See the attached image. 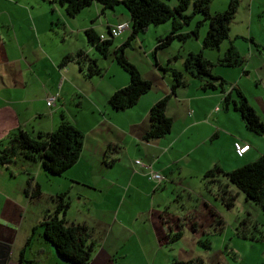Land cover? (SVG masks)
<instances>
[{"label": "crops", "instance_id": "crops-1", "mask_svg": "<svg viewBox=\"0 0 264 264\" xmlns=\"http://www.w3.org/2000/svg\"><path fill=\"white\" fill-rule=\"evenodd\" d=\"M226 3L227 0L222 1L220 6L210 5L209 10L211 8L210 12L223 10ZM246 4L248 12L240 17L245 33L232 31L238 7L229 22L228 32L234 36L240 35L243 39L248 37L250 42L246 47L244 62L248 63L253 56L264 64V52L260 48L264 43L258 41L256 31L252 27L253 6L263 7L264 3L254 4V0H246ZM97 8L94 6L95 19L92 15H87L86 18L82 16L71 23L72 18H64L61 15L63 28L68 29L69 34L74 36L75 44L70 47L71 43L62 45L47 38L43 29V16L38 14L39 12H34L31 5L0 0V138L15 126L28 131L51 130L61 117L82 131L83 139L78 158L61 174L56 175L58 177L55 179L56 187L51 191L53 194L64 193L68 196L69 202L73 198L81 206H85L83 208L87 213H89L87 205L94 208L90 218L86 219L81 210L72 213L67 207L64 217L68 223L79 222L89 226V222L96 224L97 220L102 223L105 222L103 219L109 218L107 233L109 239L106 237L103 242L98 239V245L92 252L89 264H120V261L113 262L112 259L118 252L117 248L123 244L121 241L125 242L122 237L124 230L132 232L131 239L137 242L148 241L152 236L165 237V234L172 230L177 216L173 217V214L168 213L167 205L161 202L164 193L171 197L180 191L196 195L199 192H206L207 188L202 181L205 170L214 165L228 170L256 159L264 153V136L247 129L240 115L236 116L234 113L236 110L224 104L222 96L227 89L222 92L220 89L215 90L216 87L202 88L205 77L200 79L187 71L189 76L198 80L194 82V89L183 95L178 94L177 88L169 93L164 108L165 113L171 118L169 131L158 137L144 139L143 134L148 128L149 107L157 98L170 91L171 66H164V72L160 74L159 80L166 85L162 95L147 94L149 91L147 90L139 95L134 104L123 109L106 106L109 94L128 82V75L124 76L113 68L114 78L102 85L101 94L105 99L99 102L97 96L90 93L96 88L90 90L79 78L84 75L81 74L82 65L88 62L85 55L98 58L96 48L87 41L84 30L91 27L96 33H104L103 27L107 29L129 21V16L113 17L115 7H112L110 19L103 9L100 8L98 12ZM198 35L195 36L196 39H199ZM65 38L66 36H63L61 40ZM59 50L64 54L81 50L83 55L61 63L64 54L59 59L56 56ZM190 53H193V49L188 47L187 55ZM72 63L77 65V70ZM240 72V76L247 74V66L242 67ZM142 77L150 78L145 75ZM232 84L233 82L229 87ZM233 85L240 89L235 79ZM244 86H248V93L245 91L242 93L264 122V88L257 83H254V90V86L246 84ZM74 89L80 92L81 103L70 108L69 93ZM49 94H57L51 105L45 102V97ZM216 106L217 109H214ZM101 122L103 126L99 127ZM231 125L240 128L241 133L238 136L234 135L236 133L231 129ZM224 127L230 130L231 136L234 137L232 142L238 140L249 144L242 155L234 153L232 142L228 144V152L226 147L224 148L227 157L222 155V146L217 141ZM131 158H139L150 164L151 169L162 175V179L159 182L149 179L148 168L136 163L134 165ZM10 166L13 168L7 176L11 178L23 176L21 190L24 189L26 178L32 176L33 169L37 173L32 181L38 185L39 175L50 178L44 174L39 161L34 163L19 161L10 162L7 166L0 165V175H6V169ZM15 170L18 173H15ZM125 194H128L131 204L134 205L133 210L122 209ZM9 201L14 205L20 203L19 199ZM36 224L35 221H30L24 228L22 245L16 254L13 253V247L11 248L10 232L7 235L1 231L0 264H72L57 255L54 246L41 235V229L38 237L34 239V244L27 247L29 251L26 254L25 249L31 238L28 230L30 228L34 230ZM262 226L264 228V225ZM2 228L8 229L7 224L3 223ZM262 232L263 237L253 240L250 245L258 251V255L251 257L249 261H242V264H264V230Z\"/></svg>", "mask_w": 264, "mask_h": 264}, {"label": "rangeland", "instance_id": "rangeland-1", "mask_svg": "<svg viewBox=\"0 0 264 264\" xmlns=\"http://www.w3.org/2000/svg\"><path fill=\"white\" fill-rule=\"evenodd\" d=\"M12 1L26 6L31 5L34 12H39L38 14L43 16V29L47 38L49 40L60 42L62 45L67 42L71 43L72 45L70 47H73L75 44L74 36L69 34L68 29L63 28L64 26L61 15L64 16V18H72L71 23H74L73 20H77L79 17L82 18V16L86 18L87 15H92L95 19L96 14L94 6L98 7V12L101 8L99 2L92 1L90 5L83 7L82 11L79 13L67 15L64 11L63 5L57 0ZM174 1L175 0H167V3L172 5ZM222 1L225 0H212L209 2V6H220ZM259 2L264 3V0H254V4ZM114 7L115 12L113 17L126 18L128 16L127 9L121 3L115 4ZM237 7L235 13L236 23L233 24L232 31L234 30L239 33H245L244 24L240 22V17L248 12L246 0H238ZM189 8L190 7L187 9ZM103 10L106 12L107 18L109 17L111 19L112 9L105 7ZM252 16V27L253 30L256 31V37L258 41L264 43V6H253ZM200 17V13H195L189 22L187 24L183 23L177 31H189L194 26L195 21ZM126 22L129 23V21ZM170 26L171 20H167L165 23L150 24L144 31L136 33L124 47L125 57L137 67L140 74L150 77L147 78L151 83L147 94L162 95L161 93L166 89V85L161 82V79L159 80L160 74L163 73L164 70L156 67L153 59H155L157 64L161 67L166 65L171 66L169 72L171 69L181 71L184 83L175 87V89L177 88L179 95H183L194 89V82H197L198 79H193V77L189 76L183 63V60L187 55L188 47L193 49V54L200 51L203 57L212 61L213 64L209 67V71L224 79V89H227L231 82L234 84V79L243 93L244 91L248 93V86H244L245 84L249 86L251 85L250 87H252L254 86V83H257L260 87L262 86V88H264V64H262L260 60H257V57L253 56L248 60V63L244 62L246 59H243V57L246 58V47L250 42L247 36L243 39L240 35L234 36L231 32H228V37L224 38L217 47H202L201 39L207 26V22L204 21L198 26L199 39H196L192 34L187 38H175L165 45L156 47L153 52H151V49H153L157 43V38L168 33ZM102 32L106 34L105 27L102 28ZM128 33L129 28H125L120 35H115L109 45L106 55L101 54L97 49L95 52L98 58L89 55V57H94L97 66L100 68V74H86L88 71L87 64L82 65L81 74L84 75L79 78L82 82L88 85L90 90L96 88L94 92L90 91V93L91 95L95 94L99 102L105 99V96H102L101 94L102 85H104L107 80L114 78L113 73L115 72L113 71V68H115V71L118 70L121 74L127 76V72L114 60L113 49L116 44L122 42L126 38ZM63 36H66V38L61 40ZM229 45H232L236 51L237 56L240 59L239 64L226 65L217 61L218 58H222L225 55L226 49ZM263 46L264 45L260 46V48L264 52ZM75 53L76 51L73 50L69 54L75 55ZM63 54L64 53L59 50L56 56L60 59ZM190 65L189 68L191 67L194 69L193 65ZM245 65L247 66L248 73L240 76V70L242 67H245ZM72 66L74 68L76 67L77 70L76 64H73ZM202 77L211 80V77L207 74H203ZM156 78L158 79L154 80ZM254 89L255 86L253 87V90ZM215 90L218 91L219 88L216 87ZM80 95V92L76 91V89L70 91L68 102L70 108L80 105ZM106 106L110 105L107 103ZM234 113L236 116L239 115L237 111H234ZM101 126H103L102 122L99 127ZM231 129L236 133L234 134L235 136H238V134L241 133L239 131L240 128L238 129L236 125H231ZM220 134L221 136L217 142L222 146V155L227 157L226 150L228 152V144L229 142H232L234 137L231 136L230 130L226 127L220 131ZM225 147L226 150L224 149ZM133 159L134 158H131L132 162ZM12 168L13 166H10L7 168L8 170L6 169V175H0V234L2 230L7 235L10 232L12 236L11 248L13 247V253L16 254L19 247L22 245L24 228L28 226L30 221H35L37 224L34 227V230L31 228L28 230L31 238L25 249L27 254L29 251L27 247L34 244V239L38 237L39 230L41 229V225L38 222V219L42 215L41 213L44 211H51L54 207L55 194H53L51 190L56 187L57 181H55V179L58 177L54 174L43 171L44 174L50 176V178L39 175V193L30 196L29 193L26 195L23 190H21L23 176L18 175L14 178L7 176ZM16 172L18 173V171L15 170V173ZM31 172V175L35 177L37 171L33 169ZM232 188L235 189L234 191L237 190L234 186H232ZM238 192L239 195L235 196L233 203L230 206L224 205L218 198L214 197L213 193L208 189L206 192H199L197 195L180 191L174 193L170 197L167 193H164L161 202L167 205L166 209L168 210V213L173 214V217L177 216L175 218L174 226L172 225L173 227L170 231L173 232L175 230H180L181 234L179 237L174 241H168L167 234H165V237L156 236L153 238L152 236L148 241L137 242L131 239L132 232L130 233L128 230H124L122 232V237L125 242L121 241L123 244L119 247L117 244L116 247H118V252L114 255L112 261H120V264H167L173 258L189 259L193 257H199L201 259L200 264H242V261H249L251 257L258 255V251H255L250 245L253 240L260 239V233L264 230L262 226L264 225V209L251 199L245 198L240 191ZM64 197L68 199V196L65 195ZM9 199H19L20 203L14 205L10 203ZM123 199L122 209L133 210L134 205L131 204L128 194H125ZM87 206L89 207V213L85 211V206H81V204L72 198L69 202L68 208L72 213H77L78 209L81 210L86 219H89L94 208L91 205ZM119 215L120 212L118 213V216ZM215 217L222 220L220 226L214 223ZM103 221L105 222L99 223L96 220V224L89 222V228L92 229L94 236H96L100 242H103L106 237L109 239V236L107 235L110 223L109 218H105ZM3 223L7 224L8 229L2 228ZM241 229L245 230V236H242L238 232ZM250 234L254 237H250ZM200 239L207 240V244L201 243L199 241ZM89 263L90 262L88 261L86 264Z\"/></svg>", "mask_w": 264, "mask_h": 264}, {"label": "trees", "instance_id": "trees-1", "mask_svg": "<svg viewBox=\"0 0 264 264\" xmlns=\"http://www.w3.org/2000/svg\"><path fill=\"white\" fill-rule=\"evenodd\" d=\"M63 5L67 15L78 13L83 7L90 5L92 1H97L101 9L112 8L115 4L121 3L127 9L129 16V33L126 38L118 43L113 49L114 60L127 72L128 82L114 89L108 96L107 102L113 109H123L134 104L142 93L146 92L151 83L142 77L137 67L124 55V47L136 33L144 31L150 24H159L171 20L168 33L157 38L153 50L167 44L173 38H183L187 35L196 36L198 26L204 21L207 22L206 29L202 35V47H217L219 43L228 37L229 22L233 17L238 0H227L226 7L220 11H209L211 0H177L169 5L166 0H57ZM190 7L189 9H187ZM195 13H200L201 17L195 21L194 26L187 32H178V28L183 23H188ZM111 27V26H110ZM87 41L92 44L101 54L106 55L113 37L109 34V27L105 36L100 38L91 27L84 30ZM151 50V52H153ZM81 50H77L75 55L66 53L61 58V63H65L74 57H81ZM86 74H100L93 57H87ZM154 60L156 67L162 70ZM218 62L226 65H236L240 63L236 51L232 45L226 49L222 58ZM81 63V60H79ZM184 67L192 76L202 78L203 74L211 77V80L204 79L202 88L218 87L224 91V79L219 75L212 74L209 67L212 61L202 56L200 51L196 54L190 53L183 60ZM193 65V68H189ZM172 82L170 91L156 99L148 110V128L143 134L144 139L161 136L167 133L171 127V118L165 111V104L169 93L174 88L184 83L182 73L179 70L171 69ZM217 80V82H216ZM222 100L225 105H230L242 118L247 129L264 136V122L258 117L253 107L248 103L242 91L233 84L224 91ZM83 133L69 120L61 117L55 127L47 131H28L19 126L9 129L0 138V165L7 166L10 162L39 161L41 168L50 174H61L67 167L72 165L79 156L82 145ZM204 186L213 193L224 205L230 206L240 191L247 199H251L264 209V153L256 159L245 162L234 168L224 170L219 165H214L202 174ZM33 176L26 178L23 192L30 196L39 193V185L32 181ZM234 186V191L230 186ZM64 193L55 194V204L51 211H45L39 221L41 225V235L53 246L59 257L72 264H86L98 245V238L85 223L67 222L64 212L69 205V201L64 197ZM214 223L221 225L222 220L215 217ZM243 223V220H242ZM243 229V228H242ZM238 231L245 236V230ZM181 234L180 230L168 231V241H174ZM250 237H254L250 234ZM263 232L260 233V238ZM201 243L207 244V240L200 239ZM199 257L189 259H172L167 264H200ZM116 264V263H114Z\"/></svg>", "mask_w": 264, "mask_h": 264}, {"label": "built area", "instance_id": "built-area-1", "mask_svg": "<svg viewBox=\"0 0 264 264\" xmlns=\"http://www.w3.org/2000/svg\"><path fill=\"white\" fill-rule=\"evenodd\" d=\"M128 26H129L128 22H123V23L111 26V27H109V34H110V36L114 37L115 35L120 34L125 28L128 29L129 28ZM104 36L105 35L103 33L99 34L100 38H102ZM56 97H57V94H49V95H47L45 97L46 104L47 105H51L54 102V100L56 99ZM214 109H217V106ZM232 146H233V149H234V153L236 155H242L243 152L248 148L249 144L246 143V142L245 143H241L238 140H234L232 142ZM133 162L138 164V165H141L143 167H147L148 168L147 177L149 179H152V180H154L156 182H159L162 179V175L159 172L151 169L150 164H148L146 162H143V161L139 160L138 158H134Z\"/></svg>", "mask_w": 264, "mask_h": 264}]
</instances>
